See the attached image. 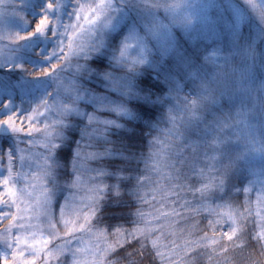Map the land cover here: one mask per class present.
Returning <instances> with one entry per match:
<instances>
[{
    "label": "snow or ice",
    "instance_id": "1",
    "mask_svg": "<svg viewBox=\"0 0 264 264\" xmlns=\"http://www.w3.org/2000/svg\"><path fill=\"white\" fill-rule=\"evenodd\" d=\"M73 2L75 7L69 13L68 23L62 19L65 0H46L39 18L31 24V30L24 32L23 35L16 32L9 38L10 51L13 54L29 47L28 42L34 41L37 37L47 41L51 36L55 40L51 51L44 50L41 55V60L47 62L48 67L40 68L38 75L29 72L22 63H15L9 67V71L18 68L25 73L20 82L14 85L7 80H0V112L7 113V118L0 120V127L6 126L15 137L14 145L7 152L9 162L17 156V140L21 143L27 141L30 145L27 149L29 152L31 147L36 146L38 140L42 141L40 146L43 151L37 159H42L43 164L39 166V170L42 173L41 178L52 186L51 189L47 185L42 186L45 206L51 204L55 195L57 189L55 172L61 167L70 170L66 184L68 189L78 187L83 173L91 171L97 173L91 178L93 182L100 178L114 180V183L103 184L102 187L94 189L101 198H107L109 194L119 198L121 185L125 182L130 184L133 179L135 185L130 194L140 198L139 189L150 180V176L147 175L150 169L145 162L142 173L134 175L137 171L134 162L144 160L142 153L137 155L136 148L144 134V128L148 127L154 131L159 121L153 123L151 120H143V124L135 122L143 119L141 113L150 117L156 105H164L167 102L171 106L164 113V117L172 125L168 129V135L176 140L174 146L169 147V155L164 161V166L172 173L171 176L164 177L172 182L171 194L177 202L182 199L180 193L184 189L189 191L194 189L195 192L204 194L210 185L195 188V185H185L180 183V180L182 176L189 180L193 175L203 177V168L197 171L196 165L200 157L207 156L209 152L214 154L211 160L215 163L211 166L216 174L213 177L215 186L218 191L223 192L230 185L231 169L236 161L243 158L242 155L233 154L230 136L235 132H241V126L245 124L250 112L264 115V82L258 87H253L250 68L246 63V57L255 55L254 45L245 50H234L227 55L219 47L212 48L203 56V65L199 64L184 50L179 36L182 34L189 43L198 38H217L218 21L211 20L206 14L200 17L176 15L174 9L178 6L167 4L166 0L164 2L144 0L145 6L152 10L151 22L144 25L143 34L135 29L131 30L119 41L118 47L109 57L110 64L123 68L125 74L116 75L111 70L98 71L97 68L91 67L88 61L106 46L104 33L113 27V13L116 11L114 0H99V3L95 0ZM245 4L242 9L237 4L230 3L232 20L223 21V28L231 32L233 40L239 37L241 26L248 18L246 12H249V8L255 12L256 5L252 0H245ZM212 6L206 5L203 11L206 13L207 8ZM260 7L264 9V0H260ZM161 9L163 19L157 14ZM170 12L173 13L171 16ZM255 19L264 22V11L256 14ZM20 21L24 26L30 24L24 16H20ZM194 33L196 35H193ZM236 56L240 57L239 61L233 59ZM15 59V55L6 57L0 61V67L4 66L5 61ZM204 65H211L213 71L206 73ZM144 66H151L155 70V77L150 73L148 78L137 83L136 78L141 75ZM28 75L54 78L58 91L54 100L42 99L30 111L21 115L14 110L11 90L18 88L23 91ZM94 77H99L104 83L102 92L95 90V84L86 86ZM181 79L198 82L194 94L183 93L185 85ZM5 96L9 97L7 103L3 99ZM132 101L138 103L132 104ZM73 121L78 128L79 139L74 141V148L69 144L71 159L65 165L57 158V150L67 140L66 130L72 126ZM209 136L210 140L207 139ZM158 143L157 137L148 141L152 146ZM18 159L23 162L24 157ZM105 161L109 165L117 166L111 170L106 167H86L92 164L100 165ZM185 165L186 174L182 172ZM10 178L11 171L9 178L3 180L4 196L15 197V191L8 187ZM15 203V199L3 200L6 207H11ZM188 206L187 201L181 205ZM0 211H3V208H0ZM209 211L211 213L214 210ZM250 211L246 209L245 213L238 212L235 215L232 212L217 213L229 226L223 237L229 245L239 248L240 251L259 247L260 254L264 255V230L257 233L247 230L240 223ZM3 218L7 219L8 213H4ZM11 219L17 221L22 218L12 216ZM215 223L218 224L220 221ZM212 224L213 222L209 221V226ZM11 227L10 225L6 228L5 233H9ZM20 227L23 228L24 225L20 224ZM83 227L81 225V228ZM119 233L120 229H117L116 234ZM127 235L132 237L131 241L126 240L123 245L117 242L114 248L110 246L111 256L108 258V264H120L121 259L126 260L128 264H155V256L159 255L155 249L156 242L152 241V247H149L147 235L143 232L139 238L135 233ZM209 239L205 234L199 242H193L190 251L186 253L190 264H197V261L204 257L212 260L214 256L219 255L215 249L212 252L207 251L209 245L205 242ZM19 241L20 237H15L14 243L18 248ZM210 242L218 243L214 238ZM43 243L47 245L49 241L44 240ZM3 247L7 249L13 245L5 239ZM64 247H67V244ZM219 247L224 253L230 250L224 244H220ZM68 251L73 257V264H76V253L70 248ZM57 252L63 255L64 248H57ZM30 254L34 256L35 252L32 251ZM16 255L24 256L25 252L20 249ZM149 256L151 260L147 259ZM4 264H9L6 255ZM23 264L36 262L34 259L25 260Z\"/></svg>",
    "mask_w": 264,
    "mask_h": 264
},
{
    "label": "trees",
    "instance_id": "2",
    "mask_svg": "<svg viewBox=\"0 0 264 264\" xmlns=\"http://www.w3.org/2000/svg\"><path fill=\"white\" fill-rule=\"evenodd\" d=\"M29 1V0H28ZM31 6L27 9L41 11L43 4L46 0H30ZM237 4H243L244 0H233ZM73 0H69L67 5V11L70 10ZM41 13V12H40ZM27 18L30 21L29 27L21 31V35L24 32L31 30V24L35 23L37 16L32 13H27ZM123 28H119L114 37L111 38L109 47L113 48L118 45L119 36L122 34ZM244 32L245 26H244ZM226 41V34L222 28H219V36L212 39L213 41L196 39L193 44L184 42V50L193 56V59L197 63L203 65V56L207 54L218 43L221 50L225 55L226 48L220 44V40ZM257 44L255 49V55L253 57H246V63L250 68L251 83L253 87L259 86L261 82H264V50L261 45ZM221 42V43H222ZM236 61L240 60L239 56L233 58ZM91 67L97 68L98 71L113 70L107 53H97L92 56L88 61ZM11 65H4L0 67V80H7L12 84H17L21 80L22 73L20 69H14L9 71ZM204 71L211 73L213 68L211 65H204ZM121 68L119 69V71ZM125 74V71L123 70ZM153 74L155 77V70L151 66H144L141 69V75L137 77V83L141 79L148 78L149 74ZM99 77H94L89 81V85L95 84L94 80ZM162 79V76L160 77ZM181 82L185 85L183 88L184 94H194L198 87V82L185 81L181 79ZM96 85V91H101L100 87ZM167 91V86H165ZM102 92V91H101ZM22 96L18 88L11 90V99L16 105L21 101ZM4 102L9 99L5 96ZM132 104L138 103L132 101ZM175 103V101L173 102ZM168 105L166 102L164 105H156L155 109L150 117L141 116V121L135 123L143 124V120H151L156 123V129L153 131L148 127L144 128V134L141 140L138 142L136 148L137 155L143 154L144 160L141 162H134L137 171L134 175H139L145 168V162H147L150 171L147 175L150 176V180L145 183V186L139 189V197L130 194L131 189L135 185V180L132 183L121 185V196L119 198L109 196L107 198H101L100 195L94 191L97 187H102L103 184L114 183V180L107 178L97 179L94 183L96 186L93 189V204L91 219L89 221L93 230L98 232L103 240L107 242L108 247H116L117 242L123 245L126 240L131 241L132 237L127 233H135L136 237H141V232L147 235V242L149 247H152L151 242L155 241V249L158 250L159 255L155 256V264H190L187 259L186 253L190 251L193 242H199L201 237L205 234L210 238L206 241L209 246L208 252L216 250L219 255L213 257L212 260H208L207 257L197 261V264H264V255L260 254L259 247L253 249L248 248L240 251L239 248L229 245L226 238L223 237V233L229 230L226 220H222L217 213H229L233 215L236 213H245L246 209L251 211L245 215V218L240 223L247 230H253L257 233L264 230V182L261 180V173L264 177V115L259 113H249L246 118L245 124L241 126V132H235L230 136L231 147L234 155H242L243 158L236 161L234 167L230 172V185L225 188L223 192L218 191L215 186L213 177L216 175L214 168L211 166L214 161L211 160L213 153L209 152L207 156L202 155L200 161L197 163L196 168L199 171L203 168V177L193 175L191 179H184L183 176L180 183L185 185L192 184L195 188H201L205 184L210 185L203 195L199 192H195L194 189L189 191L187 189L181 190V197L177 202V199L171 194L172 189L169 180L164 177L171 176V170L164 166V161L169 155L168 149L170 146H174L176 140L168 135V129L172 127L164 117V113L167 112ZM91 107H89V110ZM216 110V109H213ZM235 111V110H233ZM22 115V113H20ZM6 118V114L0 112V120ZM73 129H76L73 131ZM67 140L57 150V158L67 164V161L71 159V149L69 144L74 148V141L79 139V132L75 121L72 126L66 130ZM153 137L159 138V143L155 146L148 144V141ZM14 134L0 135V157L5 158L6 151L10 149L13 144ZM208 140L211 137H207ZM156 154H159L158 156ZM155 165V167H153ZM205 165H208L205 167ZM106 167L109 170L115 168L117 165H109L107 161L100 165L92 164L88 167ZM178 167H180L178 165ZM184 174L187 173V166L182 169ZM57 179L59 184L55 192L54 200V214L57 215L59 206L64 195L67 192V187L63 183H67L69 180L70 170L67 167H61L56 169ZM90 175H97L96 172L89 171ZM246 189V191H245ZM1 195V194H0ZM95 201V203H94ZM187 201L188 207H181ZM209 209L214 211L210 213ZM198 210V211H197ZM178 213V214H177ZM142 214V215H141ZM220 223H215L216 221ZM209 221H212V226H209ZM2 223L0 222V226ZM120 229L119 235L116 234V230ZM139 229L140 231H137ZM214 238L218 241L217 244H211V239ZM143 242V241H142ZM224 244L229 247V251L224 253L220 250L219 245ZM106 253L104 258L105 263L108 264V258L111 256V252ZM151 260V257H147ZM4 260L0 256V264H3ZM58 264H69L68 260L61 258ZM120 264H128L126 260L121 259Z\"/></svg>",
    "mask_w": 264,
    "mask_h": 264
},
{
    "label": "rangeland",
    "instance_id": "3",
    "mask_svg": "<svg viewBox=\"0 0 264 264\" xmlns=\"http://www.w3.org/2000/svg\"><path fill=\"white\" fill-rule=\"evenodd\" d=\"M95 2L99 3V0H95ZM162 2H164V0H162ZM166 2L169 5L178 6L174 9L176 15H195L196 17H200L206 14L211 20H217L218 27H221L226 34L225 42L219 39L220 44L226 48V53H231L239 49L245 50L253 45L256 49L257 43L260 40L262 41L259 44L262 50H264V22H259L255 19L256 14L264 11V9L260 7V0H252L256 5V13L253 12L251 8H249V12H246L248 18L242 24L240 35L236 40H233L230 31L223 28V21L225 19L229 21L232 20L229 4H237L235 1L166 0ZM45 3L46 1L43 6ZM68 4L69 0H65L62 9V19L65 23H68L69 13H71L75 7L73 2L70 10L67 11ZM208 4H212L213 6L207 8L205 13L203 9ZM244 4L245 0L242 5H237L243 9L247 6L246 4L244 6ZM30 6V0H0V61H3L6 57L15 55L16 59L14 61H5L4 65L12 66V64L15 63H22L25 69L38 75L40 68L48 67L47 62L41 60V55L44 50L51 51L55 43L54 38L49 36L48 40L45 41L37 37L34 41L28 42L29 47L22 48L18 53L14 54L10 51L9 46V38L11 36L29 27V25H22L20 16L27 18L28 12L32 13V16L38 15L37 10L32 9V11H29L27 9ZM114 7L116 11L113 13V27L104 33L106 46L99 52H105L109 57L112 55L113 50L118 47L117 45L111 48L109 47V43L119 28H123V32L119 36L120 41L133 29L143 34L144 25L150 23L152 20V10L145 6L144 0H114ZM160 11L161 12L157 14L163 19V9ZM172 14L171 12L169 13L170 16ZM38 18L37 16L36 20ZM244 26L246 32H244ZM176 31L178 32L179 30ZM193 35L196 34L194 33ZM179 39L182 45L185 44L184 42L189 43L183 38L182 34H180ZM198 39L213 41L212 39L205 38ZM194 41L189 44H193ZM65 44H67V40H65ZM213 44H215L214 48H220L218 43L216 44L213 42ZM65 51H67V48ZM112 68L116 70H111L116 75H124L123 68L114 66H112ZM120 68L121 70L119 71ZM90 80H92V78ZM94 82L100 87L101 91L104 90V83L102 81L96 79ZM65 87H67V85H65ZM19 91L22 96L21 101L13 105V107L19 114L22 113V115H24L42 99L51 101L56 98L58 91L57 81L52 77H33L32 75H28L24 90L21 91L19 89ZM5 114L7 115V113ZM8 134L13 133L8 130L6 126L0 127V135ZM21 135H23V133ZM14 143L15 137L13 139V144ZM16 143L17 156L13 157L12 162H9L7 156L9 149L6 151L4 159L0 157V197H2V199H0V208H3V211H0V222L2 223L0 226V256L2 259L4 260L6 255L9 264H23L25 260L31 261L33 259L36 264H58L61 258L66 257L69 264H73V257L68 251L70 248L76 253V264H106L104 258H106V253L109 248L108 244L89 224L94 199L93 189L96 186V183L93 184L91 180L94 175H90L89 171H85L78 187L72 189L67 188V192H64L62 197L58 214L55 215L53 208L55 195L52 197L51 204L47 206H45L44 197L42 195L43 185H47L49 189L52 187L47 180L41 178L42 173L39 170V166L43 164L42 159H37L43 151L40 146L42 141L38 140L36 146L31 147L30 152L27 150L30 147L27 141L21 143L17 140ZM86 151L88 150L86 149ZM18 157H24L23 162L18 159ZM86 167H88V165H86ZM10 171L11 178L8 187H11L15 191V197L4 196L5 187L3 185V180L9 178ZM260 173L261 180L264 182L262 171H260ZM54 179L58 185L59 181L56 172ZM66 184L67 183H63L64 186H66ZM13 199L16 200L15 204L11 205V207L4 206L3 200L11 201ZM262 207L264 208V203ZM4 213H8L7 219L3 218ZM12 216H17L22 219L14 221L11 219ZM20 224H23L24 227L21 228ZM10 225L12 226L10 232L5 233L4 230ZM81 225L84 227L81 228ZM68 232L72 234L66 235ZM17 236L20 237L19 248L14 243L15 237ZM5 239L8 240L9 244L13 245L12 248L5 249L3 247V241ZM44 240H48L49 243L45 245L43 243ZM65 244H67V247H64ZM25 245L31 247H25ZM57 248H64V254L61 255L57 252ZM20 249L24 250V256L16 255ZM32 251L35 252L34 256L30 254Z\"/></svg>",
    "mask_w": 264,
    "mask_h": 264
},
{
    "label": "bare ground",
    "instance_id": "4",
    "mask_svg": "<svg viewBox=\"0 0 264 264\" xmlns=\"http://www.w3.org/2000/svg\"><path fill=\"white\" fill-rule=\"evenodd\" d=\"M40 14V12L38 11V15Z\"/></svg>",
    "mask_w": 264,
    "mask_h": 264
}]
</instances>
